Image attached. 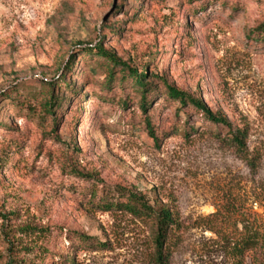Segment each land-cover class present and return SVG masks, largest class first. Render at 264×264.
<instances>
[{"label":"rangeland","instance_id":"rangeland-1","mask_svg":"<svg viewBox=\"0 0 264 264\" xmlns=\"http://www.w3.org/2000/svg\"><path fill=\"white\" fill-rule=\"evenodd\" d=\"M99 45L247 131L248 158L160 83L146 110L105 89ZM130 191L178 221L169 264H231L218 211L231 240L240 211L264 225V0H0V264H156L153 222L104 204Z\"/></svg>","mask_w":264,"mask_h":264},{"label":"trees","instance_id":"trees-1","mask_svg":"<svg viewBox=\"0 0 264 264\" xmlns=\"http://www.w3.org/2000/svg\"><path fill=\"white\" fill-rule=\"evenodd\" d=\"M96 48L98 50L97 56L102 57L100 59L101 66L105 68V80L101 84L105 89L111 90L116 84H121L122 86L126 84L130 85L142 96L143 107L146 110L149 102L148 95L160 83L165 86L166 93L171 99L180 102L184 107L191 105L210 123L228 128V140L244 158H248L246 155L248 152L246 143L247 131L235 129L226 117L214 113L201 99L187 91L177 88L167 78L156 73L150 74L146 70L140 72V69L132 67L115 54L105 50L103 46L99 45ZM90 54L92 56V53ZM66 86L68 88L70 87L69 85ZM69 92H75V90L69 88ZM64 100L65 97L61 94H52L50 98L44 101L43 106L46 114L54 118L57 122L58 111L62 107ZM148 126H151L150 121H148ZM153 138L158 140L155 135H153ZM125 194L120 193L118 195V198H124V200L105 201L104 204L107 203L110 209L121 208V210L135 217L152 221L155 226L156 264H169L171 252L167 248L168 236L170 231L178 226V221L173 213L168 207L161 205L159 207L153 206L142 193L130 191L127 195ZM219 216L222 217L220 227H211V230H216V233L220 234L223 240H226L225 252L230 258L231 264H264V225L259 223L256 218L251 219L246 213L240 211V225L242 226L240 237L231 240L223 234L227 217L219 211L214 214V217ZM6 218L9 219L10 216ZM82 237L87 244L95 241V239L90 237ZM92 244L104 246V243L100 241L97 243L93 242Z\"/></svg>","mask_w":264,"mask_h":264}]
</instances>
